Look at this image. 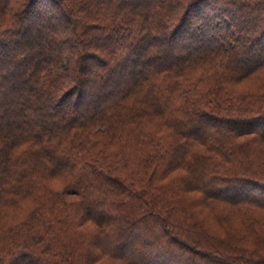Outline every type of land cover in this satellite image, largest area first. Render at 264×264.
Wrapping results in <instances>:
<instances>
[{
  "label": "trees",
  "instance_id": "obj_1",
  "mask_svg": "<svg viewBox=\"0 0 264 264\" xmlns=\"http://www.w3.org/2000/svg\"><path fill=\"white\" fill-rule=\"evenodd\" d=\"M263 142L264 0H0V264H264Z\"/></svg>",
  "mask_w": 264,
  "mask_h": 264
},
{
  "label": "rangeland",
  "instance_id": "obj_2",
  "mask_svg": "<svg viewBox=\"0 0 264 264\" xmlns=\"http://www.w3.org/2000/svg\"><path fill=\"white\" fill-rule=\"evenodd\" d=\"M34 33L29 34L28 36L26 35L25 38H22L23 40L26 41H30V37H33ZM165 45V44H164ZM129 77V75H128ZM258 79H261V77L259 78V76H250V77H245L244 79L238 81L237 83L232 84V89L234 90L235 93L237 94H249V93H254V94H259L261 91L259 90V82ZM264 143V142H263ZM187 175V173L182 170V169H175L169 173H167V175L165 176V178L163 180H161V182L165 185H172L174 186L178 180L180 179V177ZM180 200L184 203H186L187 207L189 208L190 211H193L194 213H198L199 211L201 212V216H199L198 218L203 219V217H205L206 213L203 211L204 209L202 207H200L199 203L200 201H202V196L200 193L196 192V191H184L182 193L179 194ZM202 209V211L200 210ZM222 214H227V211L222 209ZM206 217H208L206 215ZM205 222V220H204ZM206 227L208 228V230L218 236H221L225 230V226H222L220 228L212 225L211 223H209L208 221H206ZM93 264H113L111 262H109L108 260L102 258L97 260L95 263Z\"/></svg>",
  "mask_w": 264,
  "mask_h": 264
}]
</instances>
